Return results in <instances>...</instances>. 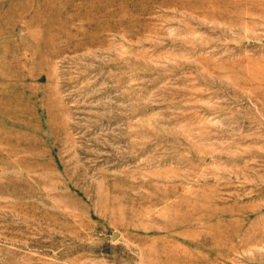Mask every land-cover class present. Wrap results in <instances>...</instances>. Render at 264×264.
Segmentation results:
<instances>
[{
  "label": "rangeland",
  "instance_id": "374dc122",
  "mask_svg": "<svg viewBox=\"0 0 264 264\" xmlns=\"http://www.w3.org/2000/svg\"><path fill=\"white\" fill-rule=\"evenodd\" d=\"M0 264H264V0H0Z\"/></svg>",
  "mask_w": 264,
  "mask_h": 264
}]
</instances>
